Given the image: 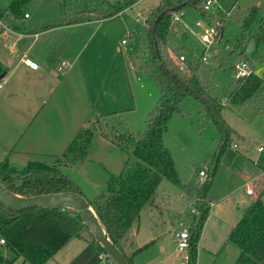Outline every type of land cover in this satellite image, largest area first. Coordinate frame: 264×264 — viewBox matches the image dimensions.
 <instances>
[{"label":"rangeland","instance_id":"rangeland-1","mask_svg":"<svg viewBox=\"0 0 264 264\" xmlns=\"http://www.w3.org/2000/svg\"><path fill=\"white\" fill-rule=\"evenodd\" d=\"M10 1L0 0V3L7 8L11 5ZM105 1L31 0L24 6V11H28L31 18L22 20V31H16L9 27L8 23L0 20V43L12 46L14 37L10 34L11 31L30 33L60 26L62 28L60 30L44 33L41 40L50 53L61 48L58 46L60 43L66 44L62 48L64 61L69 64L64 62L65 64L61 66L64 68L60 78L65 80V85L69 86V89L65 87L60 97L62 103L64 102L65 114L72 110L73 125L75 122L73 116L76 112L74 105L78 103L81 104L79 109L82 107L80 111L82 116L79 114L78 119L84 117V110L88 111L89 120L105 113L101 112L102 107V111H105V108L113 110L112 107L115 106L111 101L115 95L112 94L119 93L123 82L129 91L126 92L127 98L120 106L123 107L120 116L127 122L130 131L143 132L147 124V115L155 107L162 93L159 85L151 78L141 77L138 74L141 77L140 81L135 80L136 72L132 69L133 63L131 65L130 60L134 52L135 60L140 62L142 52L138 51L137 31L141 25H144L145 16L149 15L150 10L155 9L161 0H139L129 8L125 7L129 0H107V5L104 6ZM236 3L242 11H251L255 6L259 7L263 11L261 21H264V0H229L228 5L225 6L230 9ZM103 7L107 13L116 9L120 11L91 25L79 24L78 27L70 28V25L63 24L85 17V15L78 16L77 13L87 12L88 9L93 13V9L97 11ZM183 13L182 19L172 20L168 35L169 48L176 62L181 65L180 58L184 56L185 64L192 68L204 84L210 86L209 92L222 99L221 104L224 106L222 119L228 126L237 130L238 134L232 133L231 144L223 149L220 156L221 148L225 145V135L220 132L213 120L204 115L203 105L198 98L188 96L183 100L180 106L182 112L173 114L168 130L164 134V142L171 150L183 186L178 187L164 180L155 197L159 200L161 208H164L165 214L161 213L162 209L158 213L154 205H147L135 220L132 227L135 238L133 249L137 251L134 264H187L186 256L180 253L174 238V222L177 216L187 214L188 200L183 207L182 191L183 188L195 187L200 183L198 176L200 169L208 170L210 176L216 170L209 197H218L217 195L221 193L241 186L237 195L246 199L247 185L254 184V180L258 179L254 177L262 175L261 177L264 178V150H258L264 139V107L259 108L253 104L233 106L228 103L235 82L234 66L244 60L241 57H250L252 43L249 42L247 45L245 56L237 57V54L231 56L229 54L233 38H226L221 44L217 42L210 44L205 39V31L209 26L202 21L200 13L191 7L186 8ZM123 40H126L125 44L122 43ZM227 40L229 46L225 45ZM100 56L102 58L99 60ZM203 56H206L205 61L202 60ZM90 57L94 59L91 60ZM35 60L40 61L38 58ZM75 60L72 69L74 71L65 75ZM89 60L93 61V64L96 63V66L87 72L85 65ZM248 60L251 61L249 58ZM253 69L258 74L263 72L264 75V50L256 59ZM93 72L95 75L92 74ZM2 81L0 80V84H3ZM58 93L60 94V89ZM126 101L127 104L124 103ZM84 102L86 103L83 106ZM130 104L134 108V110L131 108L132 111H128ZM102 138L101 136L94 138L85 160L62 167L63 172L77 182L83 196L90 202L107 189L112 175H120L127 171L129 166L132 168L137 163V159L130 153L111 142L107 143L108 141ZM234 143L238 148L232 147ZM25 159L27 158L13 159L10 163L21 168L27 163ZM32 159L51 162L46 155L33 156ZM260 189V187L257 189V194ZM257 194L251 196L255 198ZM262 198L264 200V194ZM176 227L177 225L175 229ZM162 230L164 232L167 230L164 236L168 241L167 252H161V249L155 251L158 242L154 245L147 244L151 237H155L156 233ZM85 236L89 240L90 236ZM228 242L221 249L222 255L215 264H234L237 261L238 255L235 254L240 250L233 243ZM87 246L86 239L74 238L46 264H84V252ZM140 247L143 248L138 249ZM203 263L212 264L211 257L206 256ZM16 264H23V259L18 258Z\"/></svg>","mask_w":264,"mask_h":264},{"label":"trees","instance_id":"trees-1","mask_svg":"<svg viewBox=\"0 0 264 264\" xmlns=\"http://www.w3.org/2000/svg\"><path fill=\"white\" fill-rule=\"evenodd\" d=\"M29 1L31 0H12L7 8L0 5V20L8 23L12 29L22 31V20L27 19L24 6ZM137 1L139 0H129L125 7L129 8ZM218 1L229 11L225 6L227 0ZM105 2L104 6L107 5V0ZM188 7L200 13L207 26L221 29L216 37L218 44L226 38H233L229 55L245 56L247 45L254 42V51L248 58L260 57L264 50V21H261L263 11L259 7L242 11L237 5L226 17L224 10L218 6L211 11L206 10L205 0H161L160 4L145 16L144 25L137 31L138 51L142 52L140 62L135 60L134 52L131 54V61L137 73L141 77L153 79L162 93L155 107L147 115L145 130L132 132L118 112L106 113L85 122L62 154L47 156L51 162L31 159L21 168L12 165L9 159L0 162V182L16 194L35 197L71 191L83 196L81 187L63 172L62 167L85 160L96 136H101L130 153L137 159L136 165L132 168L129 166L128 170L120 175H112L107 189L90 203L110 239L128 257L131 264H134V256L137 254L133 249L135 238L132 227L135 220L147 205H155V194L164 180L178 187L183 186L171 150L164 142V134L173 114L182 112L180 106L183 100L188 96L198 98L203 105L204 115L213 120L225 135L226 141L220 156L223 149L231 144L232 133L235 132L222 119L224 106L221 104V98L211 94L210 86L204 84L190 67L181 70L180 63L176 62L169 48L168 35L174 14L183 12ZM104 8L97 11L93 9V13L90 9L77 13L78 16L85 17L63 24L72 25L89 19L107 18L120 11L116 9L107 13ZM162 13L164 15L158 20ZM63 45H66L65 42L60 43L58 46L61 48L51 53L45 46L42 48L49 54L51 61L59 64L62 58H65ZM225 45L229 46V40ZM228 103L234 106L253 104L259 108L264 107V76L251 74L235 79ZM215 173L216 170L208 182L202 185L184 188L187 200L193 197V193L203 200L207 199ZM263 194L264 185L252 204L242 210L240 221L230 233L228 240L240 250L238 261L234 264H264ZM196 207L198 213L190 216L191 239L187 264H197L198 242L210 212L207 202H201ZM85 235L90 236L89 240ZM0 238L5 240V244L0 246V264H16L18 258L23 259V264H46L74 238L88 241L84 264H97L100 255L105 252L96 243L79 214L55 207L14 211L0 203Z\"/></svg>","mask_w":264,"mask_h":264},{"label":"crops","instance_id":"crops-1","mask_svg":"<svg viewBox=\"0 0 264 264\" xmlns=\"http://www.w3.org/2000/svg\"><path fill=\"white\" fill-rule=\"evenodd\" d=\"M228 1L229 0L225 3L226 6L228 5ZM0 5L6 8L2 4ZM24 12L25 14H30L28 11ZM30 18L31 14L27 19ZM101 20L102 19H89V21L72 24L69 27H78L79 24L80 26L91 25ZM60 29L62 28L59 26L47 31L40 30L30 33H17L11 31L12 33L10 34L14 37L12 46L0 43V65L2 68L0 72H7L2 81L4 86L2 85V88H0V160L9 158V162H12L13 159L17 160L25 157L28 163L33 156L54 155L55 157L56 155H60L65 151L68 144L73 141L80 127L83 126L85 122L89 121L87 110L83 111L84 117L78 119L79 114H81L80 111H82V107L79 109L81 105L79 103L74 105L76 111L73 116L75 118L74 125L71 117L73 115L72 110L70 113L68 112V114H65L64 102L62 103L60 96L64 88L66 87V89H69V86H66L65 80L60 77L64 68L61 66H63L66 61H64L63 58L59 64L51 61L52 59L49 58V54L42 48L44 44L43 40H41V36L46 32L49 33L50 31ZM251 43L252 54L254 51V42ZM27 58L38 62L39 67H37V69L30 67L27 62H25ZM35 58H38L40 61L35 60ZM101 58L102 56L99 57V60ZM90 59L93 60L94 57L93 59L90 57ZM91 60L86 62L85 66L87 72H90L91 68L96 66L95 61V64H93ZM250 60L254 66L256 59L251 58ZM75 62L76 60L71 64V69L65 72V75L71 74L74 71L72 69L74 68L73 65ZM66 63L67 65L69 64L68 62ZM131 67L134 69V65ZM134 71L136 72L134 78L139 82L141 77L135 69ZM260 73V75H263V72ZM92 74L95 75L94 72ZM69 76L70 75H68V77ZM121 84L119 93L112 94L115 96H113L111 103H113L112 105L115 107H112L113 110L105 108V111H102L103 107L100 108L101 112H105L103 114L112 112H118L120 114V112H123L121 111L123 107L120 106L123 104L122 101L127 98L126 92L128 93L129 90L123 82H121ZM59 89L60 94L58 93ZM85 103L86 102L83 103V106ZM124 103L127 104L128 102L126 101ZM132 105L130 104L128 106V111L134 110V108L131 107ZM92 118H95V116ZM232 129L238 134L237 130L234 128ZM105 141L107 140L105 139ZM109 142L110 141L107 143ZM207 173L209 174L208 170ZM261 176L262 175L254 177V179L258 178L254 180L257 189L264 185V178ZM240 187L241 186L231 189V191L221 193L217 195L218 197H209V191L207 199L211 200L212 203L209 204L210 212L198 242L197 264H202L206 256L211 257L212 264L218 261L219 256L222 255L221 249L225 246V243H229L228 239L230 233L242 217V210L252 204L251 197L252 202L254 201L255 198L248 193L246 199L240 198V196L237 195V191ZM184 191L183 188V207H185V202H187L186 200L188 198L185 196L186 194ZM154 208L158 213H160L162 209L161 213L165 214L164 208H161L159 200L156 201ZM185 217L186 215L177 216L174 224L177 225V223L182 221ZM165 231L167 232V230ZM166 232L163 230L158 231L155 237H149L150 239L147 244L150 243L154 245L158 242V248L155 251L161 249V252H167L168 241L164 238ZM141 248L143 247L138 249ZM237 255L239 257V251L235 254V256Z\"/></svg>","mask_w":264,"mask_h":264},{"label":"water","instance_id":"water-1","mask_svg":"<svg viewBox=\"0 0 264 264\" xmlns=\"http://www.w3.org/2000/svg\"><path fill=\"white\" fill-rule=\"evenodd\" d=\"M164 13L159 16L158 20L161 19ZM6 74L7 72H0V80H3ZM0 203L14 211H23L29 208L39 207H55L76 212L82 217L96 243L103 248L109 257L117 264H131L127 259L128 257L110 239L90 201L82 195L65 191L28 197L12 192L0 182ZM12 254L10 253V255Z\"/></svg>","mask_w":264,"mask_h":264},{"label":"built area","instance_id":"built-area-1","mask_svg":"<svg viewBox=\"0 0 264 264\" xmlns=\"http://www.w3.org/2000/svg\"><path fill=\"white\" fill-rule=\"evenodd\" d=\"M237 5H238L237 3L234 4L232 6V8H230L228 11V10H225L223 8V5L218 0H205V9L206 10L211 11V10H213V8L215 6H218L221 8V10H224L226 17H228L232 13V11L235 8H237ZM25 17L29 18L30 14L26 13ZM183 17H184V13L180 12V13L174 14L173 19L179 20L180 18L182 19ZM220 30L221 29L219 27H215V26L210 27L209 26V29L205 31L206 32L205 33V39L210 44L212 42H216V37L218 36ZM122 43L125 44L126 40H123ZM180 59H181V63H182L180 65V69L181 70L188 69L189 66H187L185 64V57L181 56ZM202 60L205 61L206 56H203ZM25 62H27V64L34 69H37V67H39L38 62L33 61L32 59L27 58L25 60ZM234 71H235L234 78L237 80L244 78V77H247L251 74H258L253 69V65H252L251 61H249V60H242V61L236 63L234 66ZM2 85L3 84L1 83L0 88H2ZM260 145L261 146H259L258 150L263 151L264 150V139ZM232 147L236 149V148H238V145L236 143H234L232 145ZM198 176H199V182H200V183H198V185H202V184L208 182V180L210 179V175L207 173V170H205V169L199 170ZM262 187H260V188H262ZM247 193L249 195L257 194L256 183L248 185ZM201 202H204V203L207 202L208 205L212 203L211 200H208V199L203 200L201 197L194 194L193 197L191 199H189L187 202L186 217L184 219H182V221H179L177 223V227H176L175 232H174V238L176 239L175 241L177 242L178 250L180 251V253L185 254L186 261L189 259L188 249L190 246V239H191L190 216L198 213V209H197L196 205H198ZM4 244H5V240L0 238V246H2ZM97 264H117V263L111 257H109V255L106 252H103L99 257V261L97 262Z\"/></svg>","mask_w":264,"mask_h":264}]
</instances>
